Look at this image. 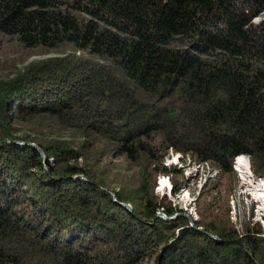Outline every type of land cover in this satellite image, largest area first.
Returning <instances> with one entry per match:
<instances>
[{"label": "trees", "instance_id": "obj_1", "mask_svg": "<svg viewBox=\"0 0 264 264\" xmlns=\"http://www.w3.org/2000/svg\"><path fill=\"white\" fill-rule=\"evenodd\" d=\"M8 51L0 264H264L227 206L237 157L264 176V0H0ZM170 151L219 175L194 226Z\"/></svg>", "mask_w": 264, "mask_h": 264}, {"label": "rangeland", "instance_id": "obj_2", "mask_svg": "<svg viewBox=\"0 0 264 264\" xmlns=\"http://www.w3.org/2000/svg\"><path fill=\"white\" fill-rule=\"evenodd\" d=\"M45 56H34L33 59L44 58ZM2 67L1 78H10L16 67L22 65L17 51H8L0 56ZM21 130L19 135L23 134ZM41 151V150H40ZM243 160L242 171L236 165L237 159ZM235 159L233 176L228 179L230 194L228 196V209L233 224L242 229L246 224H260L264 228V176L254 173L252 162L248 156H239ZM164 164L174 167L182 175H160L156 180L155 193L160 199H167L179 210V214L185 215L189 220H197V206H204L205 197L208 194V185L218 179V172L208 164H197L181 154L170 151L164 160ZM125 166V164H124ZM165 181L164 186L161 182ZM174 181L180 183L182 188L174 193ZM206 200L205 202H207Z\"/></svg>", "mask_w": 264, "mask_h": 264}, {"label": "bare ground", "instance_id": "obj_3", "mask_svg": "<svg viewBox=\"0 0 264 264\" xmlns=\"http://www.w3.org/2000/svg\"><path fill=\"white\" fill-rule=\"evenodd\" d=\"M237 163H236V165L239 167V169H241L240 171H242V169H244L243 168V160L241 159V157H239L238 159H237V161H236ZM161 182V181H160ZM164 184H165V181H162L161 182V186H164ZM264 184V183H263Z\"/></svg>", "mask_w": 264, "mask_h": 264}, {"label": "water", "instance_id": "obj_4", "mask_svg": "<svg viewBox=\"0 0 264 264\" xmlns=\"http://www.w3.org/2000/svg\"><path fill=\"white\" fill-rule=\"evenodd\" d=\"M123 205H124L125 207L130 208L129 205H126V204H123ZM159 216H161V217H163V218H165V219H174V218H176V216L169 218V217L165 216L164 214H159ZM189 221H190V223H191L192 226L195 225V224H194L195 222H194L193 219H191V220H189ZM199 229L202 230V228H199Z\"/></svg>", "mask_w": 264, "mask_h": 264}]
</instances>
